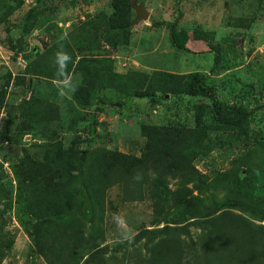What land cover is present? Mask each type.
<instances>
[{
  "label": "trees",
  "instance_id": "obj_1",
  "mask_svg": "<svg viewBox=\"0 0 264 264\" xmlns=\"http://www.w3.org/2000/svg\"><path fill=\"white\" fill-rule=\"evenodd\" d=\"M26 1L0 0V28L23 10ZM65 1L75 0H33L17 28L25 34L43 33V28L59 32L52 34L45 50L29 48L25 70L14 66L17 74L10 72L0 89V113L7 106L0 146H20L21 151L14 161L0 160V264L15 241L5 219L13 202L14 218L29 237L32 253L44 264H107L113 251L107 244V196L116 186L124 202L149 200L153 206L151 228L137 224L138 233L132 237L133 244L144 242L146 254L139 251L132 264H264V133L254 134L258 145L233 162L235 173L220 174L214 165V176H210L198 167L213 151L244 140L253 111L242 101L219 99L215 78L202 72H118V54L130 61L138 52L152 49L142 50L149 40L133 33L136 13L130 0H111L110 15L85 22L68 35L53 24L57 3ZM171 27L172 46L188 51V30L175 23ZM11 28L6 31L10 33ZM193 34L216 53L213 71L234 67L226 47L214 44L213 33L197 27ZM18 41L20 45L10 51L24 53V40L19 37ZM61 46L72 58L67 72L76 90L69 92L70 100L53 83L55 54ZM135 47L136 53L132 52ZM126 50H131V56ZM11 86L21 96L20 103L18 96L9 99ZM42 87L53 93L46 96ZM166 95L198 98L190 107L193 127L140 124L146 141L140 156L108 147H84L92 142V138L82 140L87 123L93 139L99 138L97 126L107 128L96 120L97 111L124 98L123 107L130 98L160 105L167 101ZM60 99L67 102L66 114ZM212 133H216L214 139ZM28 136L31 139L26 141ZM34 139L39 143L29 144ZM7 164L12 176L4 171ZM239 166L247 168L246 174ZM137 173L142 174L139 180Z\"/></svg>",
  "mask_w": 264,
  "mask_h": 264
},
{
  "label": "rangeland",
  "instance_id": "obj_2",
  "mask_svg": "<svg viewBox=\"0 0 264 264\" xmlns=\"http://www.w3.org/2000/svg\"><path fill=\"white\" fill-rule=\"evenodd\" d=\"M32 3L33 0H27L23 10L12 16L9 22L0 28V58H2L0 59V89L10 72L17 74L14 66L25 70L27 61L24 56L29 48L39 47L40 50H45L47 45L52 43V34L59 32L53 28L47 32L43 28V33L34 30L31 34H29L30 32L25 34L23 28L22 30L17 28L24 15L33 7ZM139 4L146 6L150 12V18L147 22L135 24L133 33L138 37L139 35L146 36L149 40L142 50L150 47L152 49L150 53L138 52V57L130 61L125 55L118 54L117 71L139 69L151 72L152 70H162L174 74L202 72L215 78V95L219 99L230 103L242 101L244 106L253 111L249 134L232 148L226 146L224 149L213 151L206 161L198 165L202 172L208 173L210 176L211 174L214 176V165L220 174L235 173L237 170L234 169L233 162L248 150L255 149L258 144L254 134L261 131L264 133V0H139ZM57 5L59 10L53 24H58V27L62 28L66 35L85 22L110 15L112 9L111 0H75L60 2ZM174 23L178 28L188 30L190 36L188 51H181L172 46L170 33L173 28L170 26ZM11 25L9 33L6 28ZM197 27L205 32L213 33V36L215 35L214 44L222 48L226 47V55L234 63L231 70L213 71L216 64V53L211 52L208 42L207 44L205 41L194 39L193 32ZM19 37L24 40V43L22 42L24 53L22 51V54L10 51L14 46L20 45ZM230 46L233 47V51ZM125 52L131 56V50ZM132 52L136 53L137 47ZM21 59H23V67L20 65ZM211 82L213 81L211 80ZM37 85L41 87L38 78ZM234 87L237 89L236 92ZM41 90L46 96L53 93L44 87ZM244 90L249 92H244ZM230 91L232 93H229ZM15 92V87L11 86L8 90L9 99L12 96H18L17 103H20L21 96ZM245 95H247L246 98H244ZM61 96L70 100L69 92ZM165 98L167 101H163L160 105L147 99L132 100L130 98L126 107L122 105L126 98L119 101L116 99L112 107L107 106L105 110L96 112L95 118L99 124L105 123L107 126L106 129L97 126L95 135L99 138L93 139L90 136V122L82 130L83 141L92 138V142L85 143L84 147L90 149L108 147L140 156L146 144L145 139L140 135L141 125L186 123L193 127L194 112L190 107L199 101L198 98L191 95L174 97L166 95ZM58 103L63 105V114H66L69 109L65 105L67 102L60 99ZM2 110L0 128L6 123L5 110H7V106H4ZM226 134L227 132H222V135ZM215 137L216 133H212V138ZM30 139L31 137L28 136L25 140L29 141ZM261 139L264 142V137ZM34 140L29 144L39 143L36 139ZM18 153H21L20 146L12 147L8 144L0 146V160L6 158L14 161ZM6 166L4 171L12 176L9 164ZM240 168L246 174L247 168ZM171 187L174 188V185ZM222 196L223 193H220L219 197ZM107 207L106 230L109 231V233L107 232V236L109 235L107 244L113 249L109 254L112 256L111 259H108L107 264L135 263L137 253L140 251L145 255L146 251L142 246L144 242L133 244L132 237L138 233L135 229L137 224L151 228L152 202L149 200L142 203L124 202L121 198V188L116 186L108 192ZM15 209L16 203L13 202L12 208L8 209L5 215V219H8L7 230L15 238V241L2 264H44L43 259L32 253L29 237L14 218ZM194 231L197 233L196 230ZM132 256H134L133 259Z\"/></svg>",
  "mask_w": 264,
  "mask_h": 264
},
{
  "label": "clouds",
  "instance_id": "obj_3",
  "mask_svg": "<svg viewBox=\"0 0 264 264\" xmlns=\"http://www.w3.org/2000/svg\"><path fill=\"white\" fill-rule=\"evenodd\" d=\"M21 58V57H20ZM71 56L63 50L61 46L60 50L55 54V65L57 71L55 73V79L53 83L60 90L61 95H65L66 92H74L76 90L75 85L73 83L72 77L67 72V65L71 62ZM21 66H23V60H20ZM142 178L141 173H137L135 179L139 180Z\"/></svg>",
  "mask_w": 264,
  "mask_h": 264
},
{
  "label": "water",
  "instance_id": "obj_4",
  "mask_svg": "<svg viewBox=\"0 0 264 264\" xmlns=\"http://www.w3.org/2000/svg\"><path fill=\"white\" fill-rule=\"evenodd\" d=\"M130 4L131 8L136 13V18L132 23L133 25L138 24L139 22H147L149 20L150 12L145 5L139 4V0H130Z\"/></svg>",
  "mask_w": 264,
  "mask_h": 264
},
{
  "label": "crops",
  "instance_id": "obj_5",
  "mask_svg": "<svg viewBox=\"0 0 264 264\" xmlns=\"http://www.w3.org/2000/svg\"><path fill=\"white\" fill-rule=\"evenodd\" d=\"M0 59H2V58H0Z\"/></svg>",
  "mask_w": 264,
  "mask_h": 264
}]
</instances>
